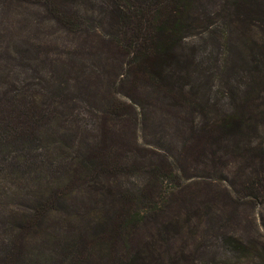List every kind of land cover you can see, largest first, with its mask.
Here are the masks:
<instances>
[{
	"label": "rangeland",
	"instance_id": "rangeland-1",
	"mask_svg": "<svg viewBox=\"0 0 264 264\" xmlns=\"http://www.w3.org/2000/svg\"><path fill=\"white\" fill-rule=\"evenodd\" d=\"M191 1L176 53L192 78L174 95L134 77L110 0H0V264H264V190L250 189L264 2L242 29L227 0ZM239 50L260 75L253 90L230 71ZM232 107L248 120L240 147H189ZM99 221L117 234L109 257L91 242Z\"/></svg>",
	"mask_w": 264,
	"mask_h": 264
},
{
	"label": "trees",
	"instance_id": "trees-1",
	"mask_svg": "<svg viewBox=\"0 0 264 264\" xmlns=\"http://www.w3.org/2000/svg\"><path fill=\"white\" fill-rule=\"evenodd\" d=\"M261 2L263 3L264 0H227L224 7L229 23L232 18L233 25L242 29L246 28L251 14L263 8ZM110 3L112 19L124 23V42L130 49L129 53L132 58L129 66L134 72V77L144 83L160 84L169 94L175 95L177 92L178 95L182 94L181 90L183 91L184 86L192 78L189 69L191 63L187 58L182 61L176 49L182 33L194 29L190 21L192 1L166 0L165 3L155 0L152 3L144 2L132 7L125 0H110ZM144 7L147 15L144 13ZM240 44L243 46V51L248 50L247 43L240 42ZM243 51L237 52L240 59L234 61L230 71L241 78L250 80L248 87L253 90L260 75L254 73L256 71H253L249 65ZM242 73L245 75H241ZM192 91L187 92L191 97L196 95ZM246 93L249 94L247 88ZM1 105L0 103V113L3 111ZM243 114V111L240 113L238 107H232L223 114L220 122L206 123L199 130L191 131L189 147L194 150L203 149L206 143L211 145L210 140L217 139V137L225 141V148H230L233 144L234 147H240L247 135L244 131L249 128L248 120L242 116ZM262 160L263 167L258 171L250 187L253 193H260L264 190V156ZM105 206L106 209L103 211L107 213L114 211L116 209L115 199H110L108 206ZM105 225L104 221H99L90 236L94 247L102 255L109 257L117 247L118 238L114 232L115 229L110 228L111 225L106 227ZM127 264H139V262L129 261Z\"/></svg>",
	"mask_w": 264,
	"mask_h": 264
}]
</instances>
